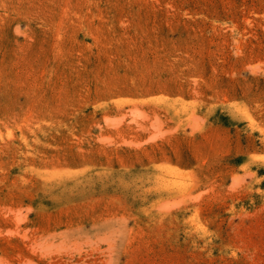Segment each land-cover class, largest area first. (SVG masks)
I'll list each match as a JSON object with an SVG mask.
<instances>
[{
  "label": "rangeland",
  "instance_id": "rangeland-1",
  "mask_svg": "<svg viewBox=\"0 0 264 264\" xmlns=\"http://www.w3.org/2000/svg\"><path fill=\"white\" fill-rule=\"evenodd\" d=\"M0 264H264V0H0Z\"/></svg>",
  "mask_w": 264,
  "mask_h": 264
}]
</instances>
